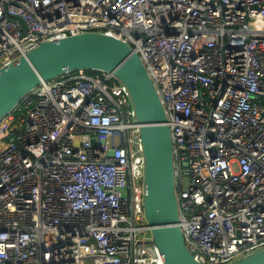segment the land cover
<instances>
[{
    "label": "built area",
    "instance_id": "built-area-1",
    "mask_svg": "<svg viewBox=\"0 0 264 264\" xmlns=\"http://www.w3.org/2000/svg\"><path fill=\"white\" fill-rule=\"evenodd\" d=\"M84 32L129 43L154 81L194 258L264 248V0H0V68ZM144 169L113 72L41 82L0 121V264H161Z\"/></svg>",
    "mask_w": 264,
    "mask_h": 264
},
{
    "label": "water",
    "instance_id": "water-1",
    "mask_svg": "<svg viewBox=\"0 0 264 264\" xmlns=\"http://www.w3.org/2000/svg\"><path fill=\"white\" fill-rule=\"evenodd\" d=\"M113 72L129 89L145 157L143 207L148 242L161 264H204L189 250L180 225L172 129L141 56L129 43L102 32H84L42 42L0 68V121L41 82L68 70ZM228 264H264V248Z\"/></svg>",
    "mask_w": 264,
    "mask_h": 264
},
{
    "label": "rangeland",
    "instance_id": "rangeland-1",
    "mask_svg": "<svg viewBox=\"0 0 264 264\" xmlns=\"http://www.w3.org/2000/svg\"><path fill=\"white\" fill-rule=\"evenodd\" d=\"M151 259H152V261L154 262V260H155V256H154L153 253H151Z\"/></svg>",
    "mask_w": 264,
    "mask_h": 264
},
{
    "label": "crops",
    "instance_id": "crops-1",
    "mask_svg": "<svg viewBox=\"0 0 264 264\" xmlns=\"http://www.w3.org/2000/svg\"><path fill=\"white\" fill-rule=\"evenodd\" d=\"M154 254V256L156 257V253H153Z\"/></svg>",
    "mask_w": 264,
    "mask_h": 264
},
{
    "label": "bare ground",
    "instance_id": "bare-ground-1",
    "mask_svg": "<svg viewBox=\"0 0 264 264\" xmlns=\"http://www.w3.org/2000/svg\"><path fill=\"white\" fill-rule=\"evenodd\" d=\"M147 233H148V231H147ZM154 263L156 264L155 260H154Z\"/></svg>",
    "mask_w": 264,
    "mask_h": 264
},
{
    "label": "trees",
    "instance_id": "trees-1",
    "mask_svg": "<svg viewBox=\"0 0 264 264\" xmlns=\"http://www.w3.org/2000/svg\"><path fill=\"white\" fill-rule=\"evenodd\" d=\"M93 71V70H92Z\"/></svg>",
    "mask_w": 264,
    "mask_h": 264
}]
</instances>
